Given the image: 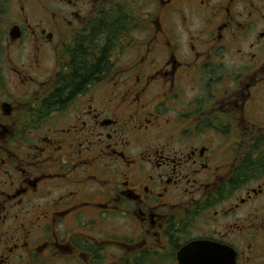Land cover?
I'll return each instance as SVG.
<instances>
[{
    "label": "flooded vegetation",
    "instance_id": "flooded-vegetation-1",
    "mask_svg": "<svg viewBox=\"0 0 264 264\" xmlns=\"http://www.w3.org/2000/svg\"><path fill=\"white\" fill-rule=\"evenodd\" d=\"M0 264H264V0H0Z\"/></svg>",
    "mask_w": 264,
    "mask_h": 264
},
{
    "label": "trees",
    "instance_id": "trees-1",
    "mask_svg": "<svg viewBox=\"0 0 264 264\" xmlns=\"http://www.w3.org/2000/svg\"><path fill=\"white\" fill-rule=\"evenodd\" d=\"M94 47L92 48L93 49V52L95 53L97 51V49L100 47L99 46V43H94ZM101 55V54H100ZM94 54L90 57V58H87L86 56L82 58V61H80V64L78 67H76L73 71H72V74L67 76V77H64L63 79V83L62 85L63 86H66L67 89L70 88V90H72V88L74 86H79L78 83H74L73 82V79L76 78V79H79V78H85L87 77L88 75H91L92 74V71H96L100 64L97 63V65H95V67H92L90 66V64H94L96 62L95 58H94ZM93 58V60H92ZM78 77V78H77ZM82 85V84H81ZM80 85V86H81ZM79 86V87H80Z\"/></svg>",
    "mask_w": 264,
    "mask_h": 264
},
{
    "label": "water",
    "instance_id": "water-1",
    "mask_svg": "<svg viewBox=\"0 0 264 264\" xmlns=\"http://www.w3.org/2000/svg\"><path fill=\"white\" fill-rule=\"evenodd\" d=\"M183 261H184V263H186V262H192L191 259L190 260L189 259L188 260H183ZM196 262H198V261H196Z\"/></svg>",
    "mask_w": 264,
    "mask_h": 264
}]
</instances>
